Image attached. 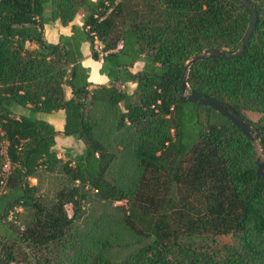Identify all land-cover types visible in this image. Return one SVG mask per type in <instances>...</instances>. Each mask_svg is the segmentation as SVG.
<instances>
[{
  "label": "trees",
  "instance_id": "16d2710c",
  "mask_svg": "<svg viewBox=\"0 0 264 264\" xmlns=\"http://www.w3.org/2000/svg\"><path fill=\"white\" fill-rule=\"evenodd\" d=\"M250 1L258 20L245 53L198 60L187 80L192 90L227 102L264 134V0ZM80 10L83 22L72 24L70 35L61 34L57 43L46 40V23L69 24ZM249 23L250 12L238 0H0V191L4 180L10 196L0 211L33 210L22 236L45 250L36 263L264 264V179L257 175V147L226 115L189 100L181 87L190 57L213 47L236 50ZM85 41L93 58L102 60L100 72L111 85L90 87L89 67L82 63ZM140 59L144 68L131 71ZM123 80L136 83L135 90L119 88ZM101 104L115 110L119 129L130 127L122 143L142 170H174L176 185L204 200L197 215L179 218L180 225L157 212L166 205L156 214L134 202L125 222L150 241L120 259L112 258L107 240L98 249L89 247L76 223L89 188L102 199H132L131 191L106 177L115 155L97 136L93 108ZM59 109L66 112L64 134L85 145L83 153L65 161L54 148L58 130L37 116ZM248 111L260 113V119L253 121ZM4 142L11 160L7 178L1 174ZM60 163L76 184L46 206L30 177ZM207 234H229L233 242L197 243ZM14 259L4 245L0 264Z\"/></svg>",
  "mask_w": 264,
  "mask_h": 264
},
{
  "label": "rangeland",
  "instance_id": "374dc122",
  "mask_svg": "<svg viewBox=\"0 0 264 264\" xmlns=\"http://www.w3.org/2000/svg\"><path fill=\"white\" fill-rule=\"evenodd\" d=\"M50 11V6H47V17H49ZM144 65L145 62L140 59L135 62L131 70L133 72L139 71L144 68ZM116 84L119 88L130 92L136 88V83L130 80L119 81ZM247 114L253 121H258L261 117L260 113L253 111H248ZM93 117L97 120V136L115 155L114 161L107 170L106 177L119 188L131 191L132 199H102L94 188H89L86 199L83 201L81 217L76 223L89 247L98 249L101 240H107L110 243L112 258L120 259L150 241V236L137 233L125 222V217L129 215L134 202H143L149 205L148 208L153 213H156L161 204L166 205L157 212L162 213L163 210L165 215L175 219L176 224L180 225L179 218L184 213L191 212L197 215V209L204 208V200L201 195H196L176 185L174 170L151 168L144 171L140 168L131 147L122 143V138L130 130V127L126 126L123 129L117 127L118 117L114 109L102 104L95 105ZM5 144L4 142L3 145ZM255 145L259 159L264 161V148L260 138L256 139ZM64 149L62 152L64 155L61 156L63 161L74 158L84 148L82 144L79 145L78 142H74L70 148ZM30 181L37 185V195L46 206L58 203V192L76 184L65 174L61 163L54 171L41 168L36 177H30ZM9 200L10 196L7 190L0 192V204ZM151 201L154 203L151 204ZM134 206L136 205L134 204ZM73 209L71 203L66 204L69 215H73ZM32 218L33 210L21 206L10 209L7 215L0 211V251H3L4 245H6L12 248L15 257L9 264H38L36 260L46 256L45 250L41 251L33 247L22 236L26 225L31 222ZM180 227L183 229L184 225ZM207 235L209 236H205V238H202L203 236L197 237V243L219 247L224 243L233 242L229 234ZM6 264L8 263L6 262Z\"/></svg>",
  "mask_w": 264,
  "mask_h": 264
},
{
  "label": "water",
  "instance_id": "95a60500",
  "mask_svg": "<svg viewBox=\"0 0 264 264\" xmlns=\"http://www.w3.org/2000/svg\"><path fill=\"white\" fill-rule=\"evenodd\" d=\"M242 3L246 9L250 12V23L243 37L241 43L237 45L236 50L230 51L225 48H218L213 47L210 49H206L202 52H198L190 57L184 65L182 76H181V87H182V94L185 95L189 100L207 104L221 113L226 115L236 126L240 127L241 130L255 143L257 136L259 138H264L263 132L258 129L256 126L250 124L244 117L236 111L233 107H231L227 102L217 99L215 97L206 96L201 93H197L191 89L188 83V73L190 67L193 63L198 60L205 59L207 57H237L241 56L245 53L246 46L255 30L256 23L258 20V12L254 4L250 0H238ZM257 175L264 179V161H261L258 157V168H257Z\"/></svg>",
  "mask_w": 264,
  "mask_h": 264
},
{
  "label": "crops",
  "instance_id": "0c3cea01",
  "mask_svg": "<svg viewBox=\"0 0 264 264\" xmlns=\"http://www.w3.org/2000/svg\"><path fill=\"white\" fill-rule=\"evenodd\" d=\"M82 22H83V10L81 11V13L79 12L75 17V19L69 24H63L59 19L52 20L50 23L48 22L44 26L45 38L47 41L51 43H57L59 41L61 34L70 35L72 33V24L74 23L82 24ZM98 42L99 41L96 42V45L98 44ZM81 49L83 52L82 63L85 66L89 67L90 87H96L98 85H111L113 82H111L110 78L106 74L100 72V68L102 66V60H97L92 56V49L90 42L88 41L83 42ZM131 69L132 68L130 67V70ZM71 96H72L71 88L67 87V97H71ZM37 116L52 123L58 130V133L55 138L56 144L54 148L57 150L58 155L60 157L64 155V153H62L65 150L64 148L67 147L70 148L74 142H78L79 145L82 144L83 148L85 149V145H83L82 140L77 139L74 136L64 134L63 130L66 121L65 110L59 109L50 113L38 112ZM84 149L79 154L83 153Z\"/></svg>",
  "mask_w": 264,
  "mask_h": 264
},
{
  "label": "built area",
  "instance_id": "2783aa9c",
  "mask_svg": "<svg viewBox=\"0 0 264 264\" xmlns=\"http://www.w3.org/2000/svg\"><path fill=\"white\" fill-rule=\"evenodd\" d=\"M96 48H97L98 51L101 52L102 49H103V44L99 41L98 44L96 45ZM101 55H102V53H101ZM1 153L4 156V159H5L4 165L2 167V173L1 174L4 176V178H7L8 175H9L10 169H11V160L8 157L7 143L2 146ZM2 183H3V186H2L1 191H0L1 193L6 191V189H5V181L3 180Z\"/></svg>",
  "mask_w": 264,
  "mask_h": 264
}]
</instances>
